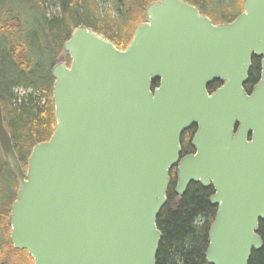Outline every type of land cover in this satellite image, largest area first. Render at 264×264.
<instances>
[{
  "label": "water",
  "instance_id": "obj_1",
  "mask_svg": "<svg viewBox=\"0 0 264 264\" xmlns=\"http://www.w3.org/2000/svg\"><path fill=\"white\" fill-rule=\"evenodd\" d=\"M242 6L215 24L186 0H155L125 49L74 28L62 48L69 65L51 68L54 131L26 169L0 102V151L18 182L15 249L33 264H157L175 167L179 198L191 183L213 189L206 262L249 264L264 245V0ZM253 57L260 73L248 92ZM192 126L194 152L181 158Z\"/></svg>",
  "mask_w": 264,
  "mask_h": 264
},
{
  "label": "trees",
  "instance_id": "obj_2",
  "mask_svg": "<svg viewBox=\"0 0 264 264\" xmlns=\"http://www.w3.org/2000/svg\"><path fill=\"white\" fill-rule=\"evenodd\" d=\"M153 1L108 0L109 5L100 11L98 0H0V102L4 123L24 169L33 146L48 140L54 131L51 68L72 30L86 25L125 49L144 20L145 7ZM186 1L198 6L215 24L232 22L243 11V0ZM48 4L53 13L48 12ZM259 61L252 58L247 91L259 79ZM66 62L69 65L68 56ZM219 85L216 81L208 89ZM17 89L31 93L19 98ZM193 129L195 126L183 133L182 142ZM175 184L174 179L156 221L162 233L157 264H208V230L216 212L209 203L213 189L191 183L174 205ZM17 190L16 177L0 151V247L3 255L7 254L0 260L12 264L15 258L17 264H33L27 251L13 248L9 240L7 221ZM259 234L264 242V220L259 224ZM249 264H264V245L251 253Z\"/></svg>",
  "mask_w": 264,
  "mask_h": 264
},
{
  "label": "flooded vegetation",
  "instance_id": "obj_3",
  "mask_svg": "<svg viewBox=\"0 0 264 264\" xmlns=\"http://www.w3.org/2000/svg\"><path fill=\"white\" fill-rule=\"evenodd\" d=\"M259 63H260V61H259ZM253 85L251 86V88L253 87ZM251 88H250V90H251ZM250 90H248V91H250ZM195 129H196V127H195ZM195 129H193L191 136L187 140H184L185 142H182V152L180 154V157L181 158L184 157V156H186V155L192 154L194 152V149L192 148V146H191L190 143H191L192 136H193V134L195 132ZM170 177H171L170 183L174 179L176 180V168L175 167L171 170ZM179 200H180V198L176 195V197L173 200L174 201L173 204L175 205Z\"/></svg>",
  "mask_w": 264,
  "mask_h": 264
},
{
  "label": "rangeland",
  "instance_id": "obj_4",
  "mask_svg": "<svg viewBox=\"0 0 264 264\" xmlns=\"http://www.w3.org/2000/svg\"><path fill=\"white\" fill-rule=\"evenodd\" d=\"M106 2H104L103 0H98V7L100 9V11H103L105 9V6H108V0H105ZM48 8H49V13H53L54 12V9L53 8H50L49 7V4H48ZM64 58V53L61 51L59 53V59H62ZM15 93L18 95V97L20 98L21 96H25V95H28L31 93V90H23V89H17V91H15ZM7 252V251H6ZM2 256V260L4 258H6L7 254H4L3 255V249L0 247V257ZM1 261V260H0ZM12 262H15L16 264L18 263V259H13ZM15 263H12V264H15ZM0 264H3L2 261L0 262Z\"/></svg>",
  "mask_w": 264,
  "mask_h": 264
}]
</instances>
